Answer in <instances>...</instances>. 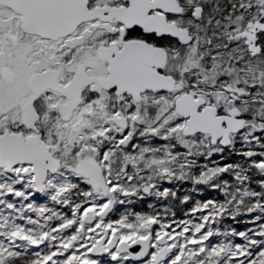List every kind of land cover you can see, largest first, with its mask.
I'll return each mask as SVG.
<instances>
[{"label":"snow or ice","instance_id":"6c2138e0","mask_svg":"<svg viewBox=\"0 0 264 264\" xmlns=\"http://www.w3.org/2000/svg\"><path fill=\"white\" fill-rule=\"evenodd\" d=\"M0 264H264V0H0Z\"/></svg>","mask_w":264,"mask_h":264},{"label":"rangeland","instance_id":"374dc122","mask_svg":"<svg viewBox=\"0 0 264 264\" xmlns=\"http://www.w3.org/2000/svg\"><path fill=\"white\" fill-rule=\"evenodd\" d=\"M165 186H170V185H165ZM147 202H153V203H156V201H155L154 198H151V197L146 198V202H145V206H144L145 208H146V204H147ZM160 206H161V204H160V203H157V207H160ZM136 209H137V210H143V209H141V207H140L139 204L136 206ZM243 227H244V225H243Z\"/></svg>","mask_w":264,"mask_h":264},{"label":"trees","instance_id":"16d2710c","mask_svg":"<svg viewBox=\"0 0 264 264\" xmlns=\"http://www.w3.org/2000/svg\"><path fill=\"white\" fill-rule=\"evenodd\" d=\"M239 227L243 228V225H239Z\"/></svg>","mask_w":264,"mask_h":264}]
</instances>
